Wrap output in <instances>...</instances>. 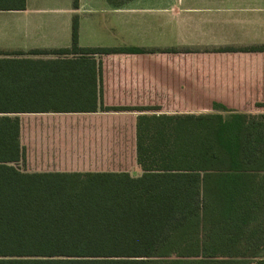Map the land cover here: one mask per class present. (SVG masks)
<instances>
[{"label": "trees", "instance_id": "obj_1", "mask_svg": "<svg viewBox=\"0 0 264 264\" xmlns=\"http://www.w3.org/2000/svg\"><path fill=\"white\" fill-rule=\"evenodd\" d=\"M147 54L80 47L76 16L68 48L0 52V264H264V101L209 98ZM110 55L140 58L196 111L107 104ZM96 112L137 115L108 130L69 116Z\"/></svg>", "mask_w": 264, "mask_h": 264}, {"label": "crops", "instance_id": "obj_2", "mask_svg": "<svg viewBox=\"0 0 264 264\" xmlns=\"http://www.w3.org/2000/svg\"><path fill=\"white\" fill-rule=\"evenodd\" d=\"M73 0H51L50 4L43 6L42 4H30L26 0V7L20 11H0V52L27 53L30 50H55L68 48L71 44V25L74 16L78 18V44L82 40L91 41L103 37H117L120 23L122 26H129L128 20H133L130 15L136 12H149L148 14H158L159 29L165 27L168 23H177L179 27L192 26L191 23H198L204 19L206 24V37H197L196 40L206 39L207 47H214L215 50L224 47H248L264 44V0H206L203 4L183 5V3H168L165 1L154 8L136 9L132 6L133 1L127 0L119 5L118 0H79L78 8L72 6ZM137 10V11H136ZM98 15H103L105 19H97ZM126 15L127 22L119 21V17ZM115 20L114 25L108 24ZM192 18V22L188 19ZM184 22V23H183ZM190 22V24H188ZM188 24V25H187ZM132 25V24H131ZM203 26V25H202ZM114 31L116 34L113 36ZM80 46V45H79ZM84 47V46H80ZM117 46L104 47L103 45L84 48H115ZM123 47V46H122ZM127 47V46H125ZM131 47V46H130ZM144 48V47H143ZM252 55L254 58H260V65L256 66L255 77L252 84L249 85L247 94L244 95L242 101H230L223 97H213L205 94L209 98L223 100L231 105H249L256 101H264V53H244ZM150 54L143 56L149 60ZM32 55L24 56L27 59L52 60L55 56L48 59L30 58ZM124 55H110L105 59L113 60L114 57ZM1 56L0 58H7ZM136 59L137 63L140 58L134 56H126ZM136 63V65H137ZM160 67L166 68L170 73H174L180 80L190 84L195 89H199L195 80L200 79L199 73L195 72L190 80L186 75L188 69L184 72L176 71L165 64L158 62ZM137 70L147 76V80L154 82L156 86L168 89L164 81L156 80L150 69H145L138 64ZM259 66V69H258ZM134 68V67H133ZM188 68V67H187ZM126 68V73H134V69ZM166 71V70H165ZM148 74V75H147ZM174 86V85H173ZM106 103H128L132 99L130 93L133 85L128 81H107L105 83ZM130 90V92H129ZM200 90V89H199ZM178 98L182 95L171 91ZM172 95V96H173ZM250 113L251 111H247ZM257 113H261L257 111ZM134 114V113H79L69 114V116L81 117L86 128L102 127L108 130L112 125H124L126 123H118L112 121L114 115ZM34 116L33 114H27ZM65 114H39V116H64ZM2 116V115H0ZM66 116V115H65ZM133 120V119H132ZM131 124L134 121H130ZM94 125V126H92ZM100 128V130H102ZM134 168V167H133ZM132 168V169H133ZM135 168H137L135 166ZM131 169V171H132ZM140 173V172H139ZM131 174V173H130ZM139 175V174H138ZM135 175L134 177L138 176Z\"/></svg>", "mask_w": 264, "mask_h": 264}, {"label": "rangeland", "instance_id": "obj_3", "mask_svg": "<svg viewBox=\"0 0 264 264\" xmlns=\"http://www.w3.org/2000/svg\"><path fill=\"white\" fill-rule=\"evenodd\" d=\"M51 0H29L30 4H42L47 6ZM136 9H146L158 7L159 4L167 1L168 3H183V5L203 4L206 0H130ZM137 11V10H136ZM149 12H136L135 15H130L133 20H128L126 15L119 17V21L127 22L129 26L118 28L117 37L99 36L96 40L80 41V46L103 45L104 47L111 46H135L144 47L147 50H152V54L148 55L149 60L157 63L160 62L166 66L181 72L188 69L186 74L190 80H195L193 74L199 73L200 79L197 83L200 91L213 97H223L230 101H242L244 95L247 94L249 85L252 84L256 73V66L260 65L261 59L254 58L252 55L238 53H223L215 50L214 47H207L206 39L196 40L197 37H206V24L204 19L197 20L198 23L192 22L186 28L179 27L177 23H168L165 30L159 29L158 14H148ZM97 19H105L103 15H98ZM115 20L108 22L109 26L114 25ZM184 23V22H183ZM190 24V22L188 23ZM187 24V25H188ZM203 25V26H202ZM167 50H172L167 52ZM50 55L30 56V58H51ZM134 58L126 56L114 57L113 60H107L104 64L111 67L110 71L105 74V81H128L133 85V89L129 90L133 94V99L128 102V105L137 104V102L146 101L151 105H158L161 97L169 96L168 104H160L163 111L167 113H175L178 111L195 112L196 109L190 106L184 98H178L171 93L170 90L164 87H159L154 82H149L147 76L137 70L139 66ZM137 63V65H136ZM134 69V73H126V68ZM134 67V68H133ZM188 67V68H187ZM129 69V70H130ZM259 69V66H258ZM148 75V74H147ZM173 95V96H172ZM194 97V96H192ZM168 98V97H167ZM147 99V100H146ZM239 108V106H236ZM252 114H257V111H251ZM137 114H119L114 115L112 121L118 123H126L134 121ZM133 119V120H132ZM1 148V147H0ZM6 153H0V159H3ZM4 160V159H3ZM132 176L139 174L138 168H133L130 171ZM264 261V259H262ZM257 260L252 261L255 264Z\"/></svg>", "mask_w": 264, "mask_h": 264}]
</instances>
